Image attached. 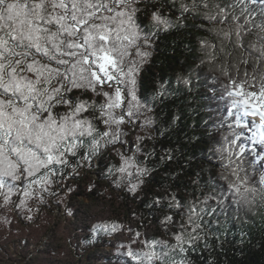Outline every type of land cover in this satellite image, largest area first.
<instances>
[{"label": "trees", "instance_id": "trees-1", "mask_svg": "<svg viewBox=\"0 0 264 264\" xmlns=\"http://www.w3.org/2000/svg\"><path fill=\"white\" fill-rule=\"evenodd\" d=\"M181 2L188 11L183 10ZM205 3L209 7L206 8ZM192 4L193 0H139L136 4L135 24L142 38H149L146 47L151 53L138 71V98L146 106L147 119L152 123L144 138L136 144L139 151L134 152L146 172L142 196L135 198L133 204L142 217L156 220V215L168 212L174 221L179 217L187 221L194 206L197 209H207L208 205L216 207L212 215L201 214L204 224L201 239L184 245L186 251L183 253L179 249H168L172 256L167 262L264 264V193L256 195L250 206L237 204L228 182L221 178L228 175L224 168L227 161L217 151L227 147L224 137L230 134L229 125L236 127L237 111L231 106L232 98L225 94V85L230 81L221 69L227 68L231 78L236 80L245 79L243 73L247 71L251 85L245 86L248 91L259 92L261 86L264 61H257L259 54L249 45L264 44V35L258 34L257 27L264 26V0H196L195 5ZM216 5L227 13L223 23L219 16L216 20L207 18L206 14L215 15L218 11ZM153 12L169 20L171 27L167 30L155 27L151 19ZM233 15L238 20L233 21ZM236 23L244 25L242 46L238 49L234 36L225 40L219 32L213 31L215 28L230 29ZM202 41H208L215 48H202ZM209 52L215 53L214 60L209 58ZM241 55L247 59V64L237 63ZM96 66L92 67L96 70ZM253 76L256 78L252 79ZM184 78L190 81L188 85L183 84ZM160 85L164 86L165 94L153 99ZM73 93L66 95L76 101ZM84 98L88 106H95L96 101H91L94 98L90 93ZM89 108L92 121L97 124L96 131L93 137L80 140L83 145L79 152L81 156L93 157L95 177L104 181L109 176L115 177L119 162L103 147L91 152V140L99 138L102 129L97 122V107ZM241 120L242 135L237 140V145L244 146L241 176L248 178L250 186L261 189L264 186L259 178L264 172V158L257 148L258 138L253 132H247L248 122L242 114ZM251 129L254 130V126ZM132 141L129 136L130 147H133ZM231 147L235 149L236 146ZM206 196L215 199H209L207 204L200 203ZM221 200L223 209L217 207ZM174 202L180 207H171Z\"/></svg>", "mask_w": 264, "mask_h": 264}, {"label": "snow or ice", "instance_id": "snow-or-ice-1", "mask_svg": "<svg viewBox=\"0 0 264 264\" xmlns=\"http://www.w3.org/2000/svg\"><path fill=\"white\" fill-rule=\"evenodd\" d=\"M86 4L88 10L83 12L82 16L76 15L80 11L78 5L81 0H51L52 12L47 13L48 18L51 22L57 24L60 28L61 34H66L69 39L67 41L61 40L54 45L57 52L61 55L66 56V59L59 60L57 63L62 65H68L65 73V78H70L73 83L79 84L80 81H85L88 83L89 87L95 90V85H103L110 81H115L118 79L116 75H113L109 69H115L119 72L120 77L127 80L129 85L127 89V97L130 99L126 100L125 94L120 87H116L112 94L105 92L104 95L107 97L105 104L100 105L102 111L101 115L105 117L104 124L109 126V130L101 134L99 138H93L89 145L92 153H95L103 146L102 141L105 137H110L106 143L114 144L119 140V126L125 123V116L128 118L134 117L136 113H139L142 108L146 107L142 105L137 99L136 93L134 91V86L136 84L134 73L139 71V64L144 63L146 57L151 53L148 51H142L139 46L136 47V57L138 59L132 60L124 71L122 68L118 67L115 57L112 53L116 50L115 43L119 42V49L122 56H129L130 53L128 49L132 46L137 45V41L140 38V34L137 31V26L134 22V14L137 11L136 8L123 7L129 3V0H110L112 6H109L108 0H97V7L93 8L91 0H83ZM7 3V9L3 7ZM45 0H39V2L34 3V9H40L43 11ZM206 8L209 7L208 3L204 5ZM184 11H188L187 6H181ZM21 8L26 9L27 4L17 7V0H0V19L3 18L5 11L9 13V18L13 14L16 16L21 15ZM71 8V13L68 9ZM218 11L216 15L211 13L206 14L209 20H216L217 16L221 18V23L227 17V13L224 9H220L216 5ZM110 12V16H101L100 21H111L112 23L97 22L89 27V21L96 18L99 11ZM243 14V11L241 12ZM153 25L157 28H162L167 30L171 27V23L166 18L162 17L159 13H152ZM233 21L238 20V17L233 15L231 17ZM248 21H245L247 23ZM29 23H31L29 21ZM114 25V27L112 26ZM37 26V35L38 29ZM213 31H218L225 40H231L235 37V47L238 49L242 46V33L244 31V25L234 24L232 28L228 30L224 29H213ZM6 41H0V60L3 58V51H10L6 48ZM144 45L149 44V38L147 36L143 39ZM61 44H66L68 51L65 52L61 48ZM201 46L204 49H214L215 45L210 44L208 41H202ZM39 47V45H37ZM249 47L255 48V45L250 44ZM44 53L47 54V48H45ZM223 51V49H221ZM259 55L257 61H264V44H261L259 49L256 51ZM81 53L83 55L81 56ZM209 58L215 59V53L209 52ZM122 64L123 61L121 60ZM238 64H247L248 61L242 55L238 58ZM93 65H98L99 72L104 75L101 77L99 73L92 67ZM5 65L0 63V80H2V72ZM44 71L52 72L57 71L56 69H51L48 66H43ZM90 69V70H89ZM30 71H36L37 76L43 75V72L35 69L32 65H29ZM222 74L229 78V85H225V94L227 97L232 98L231 106L237 111L235 113V125L233 128L230 127V134L224 137L225 144L227 147L217 149L221 152V158L226 160L227 163L224 164L225 170L228 175H223L221 178L228 182V189L233 194L234 201L240 205H252L255 201V197L258 193H264V187L257 189L249 185L248 178L246 176H241L243 171L241 167L242 158L244 154V146L242 144L237 145V140H239L242 135L243 122L241 120L240 107L244 108L243 115L248 116H259V142L264 144V75H261V86L259 92L246 90V85L251 87L247 77L248 72L245 71L243 76L245 79H232L227 68L221 69ZM256 69H254V72ZM79 73V75H78ZM85 74H87V79L85 80ZM237 74L239 75V69L237 68ZM256 77L253 76L252 79ZM52 77L46 81V84H51ZM125 79H120V83H124ZM183 84L188 85L190 81L187 78L183 79ZM39 83V81H37ZM63 89L61 84L56 88H49L48 91V101L50 102L56 98V95ZM33 88L31 91H35ZM10 91V89H9ZM164 86L160 85V90L156 93L153 99L164 95ZM257 101L256 103H252ZM126 103V108H124ZM8 104L13 107V113H21L20 119L18 121L12 120L8 127L12 129L16 124H19L25 131L22 135H18L15 140H9L8 137L11 136V131L7 133H0V189H7L6 193H3V198L5 203L10 201L11 196L14 194V190L17 185L15 183H8L6 177H10L12 182L21 181L22 178L27 180L28 177L35 176L41 169L46 171L39 178V180H28L25 184L24 189L21 192L22 198L19 200L17 207L26 206V201L34 195L33 185L37 184H51L52 176L55 174L52 165H67L69 161L66 159V153H72L75 155V150L83 145V141L79 143L76 142L77 133L80 136L93 137V133L96 131L94 126L89 121H84L80 119L73 120V131L71 133L67 132L68 127L66 121L67 117L62 118L61 123H57L56 119L47 113L46 119L42 123H37V134L33 135L32 124L37 122L39 118L38 113L31 114V118H28L27 113L29 112L31 105L26 109L16 108L11 105V101L0 100V128L4 127L5 119H10V115L5 111L4 105ZM251 104L254 111H249L247 105ZM124 108L123 115H117L115 109ZM86 109L84 103L78 104L76 107V112H81ZM41 110H43V105H41ZM231 114V113H230ZM152 123L151 119H146L144 125H150ZM111 125L116 126V131H112ZM256 126V125H254ZM47 129V130H46ZM237 129H241L237 131ZM27 135L30 141H33L35 147H26L23 143V136ZM69 135H71L72 140L68 142ZM254 136L257 133L253 134ZM137 139H142L137 137ZM9 145H11L9 147ZM235 145V149L231 146ZM139 150V149H137ZM15 156V159H13ZM85 156V159H88ZM124 161V165L118 169L121 173L126 171V166L130 163L131 158L125 159L121 156ZM138 174L143 175L146 169L138 168ZM131 175V173H129ZM259 182L264 186V172L260 174ZM138 184H132L130 189L136 191ZM46 191V187L43 189ZM209 199H215V197L208 196L205 200L200 202L202 204H207ZM171 207H180L178 202L170 204ZM217 207L221 209L224 208V202L218 201ZM207 213V215H212L216 212V207L211 205L205 207H192L190 209V214L187 218V227L181 234L176 235V244L171 246V249H179L181 253L185 252L184 244H192L197 240L201 239V232H203L204 224L202 222V213ZM31 219V217H29ZM165 220L171 221L172 217L167 216ZM183 227V226H182ZM109 230V225L97 224L93 226L92 231L95 233L97 231H107ZM111 230L115 231V226H111ZM137 235H139L137 233ZM157 243L156 241L152 242ZM133 260L139 262V264H152L153 260L164 261L165 257L169 256V252L157 253L156 251H148L143 253H135L131 250L127 253ZM180 264H183L181 261Z\"/></svg>", "mask_w": 264, "mask_h": 264}, {"label": "rangeland", "instance_id": "rangeland-1", "mask_svg": "<svg viewBox=\"0 0 264 264\" xmlns=\"http://www.w3.org/2000/svg\"><path fill=\"white\" fill-rule=\"evenodd\" d=\"M134 7L136 8V4ZM112 26L114 27V25ZM137 31L140 38L136 46L128 49L130 55L124 58L127 63L121 64L117 54L112 53L118 67H122L124 71H127L132 60L138 59L136 57L137 46L142 51H148L138 26ZM96 67L99 72L98 65ZM109 71L118 79L110 81L105 86L96 84L95 90L92 87H86L72 89L66 93L76 92L72 95L76 101L69 99L65 94L66 99L73 103L78 100L85 102L86 109L77 114L74 120L86 119L95 128L97 124L92 121L90 114L92 109L89 108L84 98L87 93L91 94V97L94 98L91 101H96L97 110L95 113L97 122L100 124L99 127L102 129V132H99V137L103 132L109 130V126L104 124L105 117L99 110L100 105L107 101L104 93L112 94L116 87H120L126 100L130 99L127 97L129 87L127 80L120 77L119 72L115 69L110 68ZM99 75L103 77L104 74L99 72ZM134 76L136 80L134 91L140 101L137 87L138 71L134 73ZM120 79H125V82L120 83ZM0 91L3 90L0 89ZM8 95L10 96L11 93ZM17 103L20 101L18 100ZM140 103L142 104L141 101ZM126 106L125 103L124 108ZM124 108L114 111L117 115H123ZM145 110L142 108L132 118L125 116V123L119 126V140L116 143L108 144L106 141L110 137L104 138L105 143L102 147L117 157L118 169L125 166L121 156L125 159L131 158L130 163L126 166V171L121 173L117 170L115 177L109 176L104 181L96 178L93 157L86 154L81 156L78 147L75 150V155L66 153V159L69 161L67 165L51 166L55 173L52 176L51 184L32 186L34 195L27 199L26 206L17 207L22 198L21 192L25 184L28 180H39L46 170L41 169L35 176L28 177L27 180L22 178L21 181L12 182L10 177L5 178L8 183H15L17 187L8 203H5L3 198V193H6L7 189H0V264H139L138 261L127 255L129 250L135 253L153 250L157 253H164L168 252V249L173 250L171 246L177 243L175 237L184 231L187 221L180 217L175 221L173 219L167 221L165 217L172 216L168 212L156 215L158 217L156 220L145 218L133 204L135 198L140 199L142 196V188L145 185L144 175L137 172V169L143 168V166L137 161L134 153L138 149L136 144L140 141L137 137L143 139L147 134L148 125H144V121L147 119ZM242 111H244L243 108ZM67 112L69 109L64 105L52 108V114L58 124L61 116ZM44 115L46 116L47 113ZM111 129L116 131V126L111 125ZM129 136L134 142L133 147L128 145ZM85 138L87 135L80 136L77 133L75 139L79 143L81 139ZM71 140L70 137L68 142ZM85 156L89 158L85 159ZM132 184H138L135 192L130 191ZM45 187L46 191L43 190ZM123 194L127 199L122 196ZM231 195L233 196L232 193ZM97 224L109 225V230L94 233L92 228ZM113 225L115 231L111 230ZM153 241L157 243L153 244ZM169 256L171 258L172 255L169 254ZM168 257H165L164 261L153 260L152 264H174L171 263L172 261H166Z\"/></svg>", "mask_w": 264, "mask_h": 264}, {"label": "clouds", "instance_id": "clouds-1", "mask_svg": "<svg viewBox=\"0 0 264 264\" xmlns=\"http://www.w3.org/2000/svg\"><path fill=\"white\" fill-rule=\"evenodd\" d=\"M37 2H39V0H17V7L27 4L26 9L21 8V15L16 16L13 14L12 17L9 18V13L5 11L3 18L0 19V41H6V48L10 50L3 51V58L0 60V63L5 65L2 72V80H0V89L3 90L0 91V100L11 101V105L21 110L31 105L27 113L28 118L30 119L33 113H38L40 118L37 122L32 124L33 135H36L38 131L36 124L42 123L46 119L45 113H50L51 116L55 118L52 114V108L57 105H64L69 109V112L61 116L59 123L62 122V118L67 117L66 123L68 127L66 131L71 133L73 131L72 122L74 117L83 112H76V107L78 104H85V102L78 100V102L73 103L66 99L65 94L72 89H82L89 86L88 83L83 80L77 85L73 83L70 78H65L68 65L59 64L57 61L66 59L67 57L58 53L54 45L61 40L67 41L69 37L66 34H61L59 26L51 22L48 18L47 13L52 12L51 0H45L43 11L33 8L34 3ZM101 2H103V0H101ZM108 2L109 6H112L110 0H108ZM138 2L139 0H129V3L123 5V7L135 8L134 5ZM91 3L93 8L97 7V0H91ZM195 3L196 0H193L192 6H194ZM182 5H184L183 2H181V6ZM3 7L7 9V3L3 5ZM78 7L80 11L77 12L76 15L79 16H82L83 12L88 10L83 0H81ZM68 11L71 13V8H69ZM98 13L99 15H97L96 18L89 21V27L97 22L112 23L111 21H100L101 16H110V12L101 10ZM241 15L243 14L241 13ZM29 21L31 23H29ZM37 26H40L38 35ZM257 27L259 28L258 34L264 35V26L257 25ZM215 29L219 30L220 28ZM224 30L228 29L225 28ZM114 43L116 50L113 53L117 54L120 61L122 60L123 63H127V61L124 60L125 56L121 55L119 42ZM37 45H39V47H37ZM253 45H255V52L261 46H258L256 43H253ZM45 48H47V54L43 51ZM61 48L65 52L68 51L66 44H61ZM82 55L83 53H81V56ZM29 65L43 72V75L37 76L36 71L29 70ZM43 66L56 69L58 72L44 71ZM49 77H52L50 85L46 84ZM86 79L87 74H85V80ZM37 81H39V83H37ZM61 84L63 85V89L56 95V98L50 102L51 106H49V88H56ZM33 88L36 90L31 91ZM9 93H11L10 96L8 95ZM18 100L20 103H17ZM41 105H43V110H41ZM89 107L94 108L95 106L89 105ZM4 108L5 111L9 113L10 119H5L4 127L0 128V133L11 131V136L8 137V139L15 140L17 136L22 135L25 130L22 129L19 124H16L12 129H9L8 125L12 120L18 121L21 113H13V107L8 104H5ZM99 110L102 111L101 107H99ZM84 121L87 120L85 119ZM70 137L71 135H69V138ZM23 143L26 147H35L34 142L30 141L27 135L23 136ZM10 146L11 145H9V147ZM130 191L132 190L130 189Z\"/></svg>", "mask_w": 264, "mask_h": 264}, {"label": "bare ground", "instance_id": "bare-ground-1", "mask_svg": "<svg viewBox=\"0 0 264 264\" xmlns=\"http://www.w3.org/2000/svg\"><path fill=\"white\" fill-rule=\"evenodd\" d=\"M248 107V109H250V108H252V105H248L247 106ZM244 109V108H243ZM243 112V111H242ZM253 117H255L258 121H259V116L257 115V116H253ZM259 123H260V121H259ZM252 132V131H251Z\"/></svg>", "mask_w": 264, "mask_h": 264}, {"label": "built area", "instance_id": "built-area-1", "mask_svg": "<svg viewBox=\"0 0 264 264\" xmlns=\"http://www.w3.org/2000/svg\"><path fill=\"white\" fill-rule=\"evenodd\" d=\"M98 72V70H96ZM99 73V72H98ZM101 73V72H100Z\"/></svg>", "mask_w": 264, "mask_h": 264}]
</instances>
